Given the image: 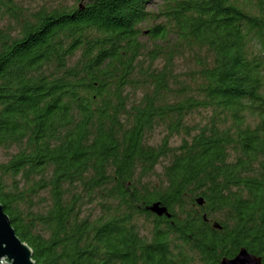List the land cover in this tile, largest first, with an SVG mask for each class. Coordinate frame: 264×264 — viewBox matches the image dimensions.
<instances>
[{
	"label": "trees",
	"instance_id": "trees-1",
	"mask_svg": "<svg viewBox=\"0 0 264 264\" xmlns=\"http://www.w3.org/2000/svg\"><path fill=\"white\" fill-rule=\"evenodd\" d=\"M2 22L0 205L35 264H264V0H0Z\"/></svg>",
	"mask_w": 264,
	"mask_h": 264
},
{
	"label": "water",
	"instance_id": "water-1",
	"mask_svg": "<svg viewBox=\"0 0 264 264\" xmlns=\"http://www.w3.org/2000/svg\"><path fill=\"white\" fill-rule=\"evenodd\" d=\"M84 2V0H81ZM82 8V5L79 6ZM197 205L201 207L203 200H197ZM146 210L157 217L166 216L170 218L167 209L161 207L159 203H154ZM206 220V217H203ZM213 228L220 230L217 225ZM6 262V263H5ZM0 264H35L32 261V252L30 248L22 243L16 236L11 227L9 218L4 214L0 205ZM220 264H262L261 259L248 253L245 249H240L237 255L232 259L223 258Z\"/></svg>",
	"mask_w": 264,
	"mask_h": 264
},
{
	"label": "rangeland",
	"instance_id": "rangeland-1",
	"mask_svg": "<svg viewBox=\"0 0 264 264\" xmlns=\"http://www.w3.org/2000/svg\"><path fill=\"white\" fill-rule=\"evenodd\" d=\"M87 1L89 0H84V2H81V0H78V2H76L75 0H15V2L19 5H21L23 8H26V10L30 11V12H36L38 10L44 9V10H51L54 8H58L60 6H77V5H84L85 3H87ZM4 24V22L0 23V27H2ZM142 41L146 42L147 38L142 37L141 39ZM178 70H182L181 64L182 61L179 60L178 62ZM207 116V114L205 113H200L199 114H195L194 117L192 118V122L193 123H203L205 117ZM164 131L162 129L155 131L154 133H152V135L149 136L147 143L152 145V146H157L161 140L164 138ZM180 137H175L172 138L170 140V146L172 147H176L179 145L180 143ZM9 155V153L5 152L4 150L0 149V162H5L7 160V156ZM157 172H160V167L157 168ZM142 221V220H141ZM139 222L140 225V229H141V234L144 236H147L149 234L148 232V223L145 222Z\"/></svg>",
	"mask_w": 264,
	"mask_h": 264
},
{
	"label": "built area",
	"instance_id": "built-area-1",
	"mask_svg": "<svg viewBox=\"0 0 264 264\" xmlns=\"http://www.w3.org/2000/svg\"><path fill=\"white\" fill-rule=\"evenodd\" d=\"M6 263V262H5Z\"/></svg>",
	"mask_w": 264,
	"mask_h": 264
}]
</instances>
